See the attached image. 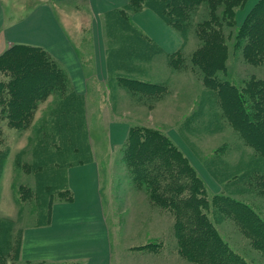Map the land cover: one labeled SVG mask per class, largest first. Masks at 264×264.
I'll return each mask as SVG.
<instances>
[{
    "label": "rangeland",
    "instance_id": "rangeland-1",
    "mask_svg": "<svg viewBox=\"0 0 264 264\" xmlns=\"http://www.w3.org/2000/svg\"><path fill=\"white\" fill-rule=\"evenodd\" d=\"M258 2L246 0L241 7L232 9L229 22L220 25L227 44V59L225 71L219 70L216 80L239 89L250 78L264 79V65L249 63L242 51L235 48L239 28ZM204 5L192 17L180 56L183 60L176 62L175 67H171L168 58L154 59L152 63L141 61L132 64V69L138 70L134 73L117 67L116 74L105 85L106 90L94 87L90 92L88 107L84 99V124L73 113L74 104L62 103L65 93H70L68 89L52 93L41 102L25 129L11 128L6 120L0 119V250L4 252L5 264H25L20 255L14 260L23 230L46 221L50 202L68 199L71 192L66 181L67 169L92 161L94 156L102 167L101 191L115 261L200 264L181 255L176 232L179 220L192 227L193 220H189L195 216L193 209L179 205L182 214L179 218L171 207L156 203L146 185L137 186L125 156L126 140L121 146L110 148L109 120H124L129 127L160 131L182 154L198 179L199 192L195 198L201 217L208 220L222 243L245 264H264V249L251 244L255 237L249 226L244 227L228 211L233 204L240 203L264 224V149L257 138L239 134L216 92L204 83L203 73L192 62L200 45L197 23L207 17ZM219 11L221 16L223 10ZM83 41L82 53L92 64L91 39H87L86 33ZM110 43L107 39V49L112 47ZM112 43L120 44L115 40ZM3 74L6 73L0 69V81L7 82ZM120 76L163 84V89L145 94L147 90L129 87ZM64 77L67 84L65 74ZM64 108L69 112H63ZM165 171L157 169V175ZM158 179V189L163 193L170 181ZM180 179L184 182L186 176L182 174ZM188 194L186 190L185 197Z\"/></svg>",
    "mask_w": 264,
    "mask_h": 264
},
{
    "label": "trees",
    "instance_id": "trees-1",
    "mask_svg": "<svg viewBox=\"0 0 264 264\" xmlns=\"http://www.w3.org/2000/svg\"><path fill=\"white\" fill-rule=\"evenodd\" d=\"M245 1L129 0V3L135 11L148 8L156 12L165 23L183 37L184 41L190 23L193 22V15L202 4H205L207 17L197 23L200 45L192 56V62L203 73L204 83L216 92L228 120L233 124L236 123L239 134L245 138H257L264 149V79L250 78L241 89L228 82L216 80V73L219 70L225 71L227 59V44L220 25L222 22H229L230 16L233 15L232 9L241 7ZM220 8L223 10L221 16H219ZM237 39L235 48L242 51L244 60L255 66L264 65V0H259L250 11L244 24L239 28ZM181 54L182 48L167 57L170 59L171 67H175L176 62L183 60V57L180 58ZM0 58L2 59L0 69L8 78L7 82L0 81V119L6 120L9 127L22 130L29 125L32 115L41 102L52 93L66 91L64 73L53 58L39 47L15 44ZM119 78L129 87L147 90L143 92L145 94L156 88L163 89V84L158 86L133 76ZM62 103L74 104L73 113L82 118V124L85 123L82 96L73 92L65 93ZM66 110L68 109L64 108L63 112ZM125 143L127 164L137 186L146 185L151 198L156 203L167 205L177 211L176 216L179 218L182 215L178 210L179 205L193 209L195 216L189 220H193L190 222L193 223L192 227L189 228V224L182 220L176 223L181 255L200 264H245L222 243L208 224V220L204 216L201 217L198 199L195 198L199 192L198 179L187 165L185 158L172 147L168 139L156 129L130 127ZM157 169L166 171L157 175ZM182 174L186 176L184 182L180 179ZM158 177L170 181L163 188L165 194L158 189ZM186 190L189 193L188 197L184 195ZM71 198L72 195L69 193L65 201ZM228 200L227 202H232ZM52 205L53 201L50 202L47 212ZM191 208L187 209L192 211ZM228 211L237 217L244 227L249 226L251 234L255 237L251 244L264 249V224L240 203L233 204ZM20 246L21 244L15 253V262L20 255ZM2 253L4 252L0 250V264H5ZM24 263L45 264L25 261Z\"/></svg>",
    "mask_w": 264,
    "mask_h": 264
},
{
    "label": "crops",
    "instance_id": "crops-1",
    "mask_svg": "<svg viewBox=\"0 0 264 264\" xmlns=\"http://www.w3.org/2000/svg\"><path fill=\"white\" fill-rule=\"evenodd\" d=\"M85 33L91 39L92 64L82 53ZM114 40L120 44L113 46ZM183 42L156 12L148 8L135 11L129 0H0V54L15 44L42 48L67 76L68 91L82 96L83 106L87 99L86 107L93 88L106 90L117 67L137 72L132 64L167 59ZM129 126L124 120L108 121L110 148L125 142ZM101 170L95 156L67 169L72 198L53 203L42 225L23 230L22 261L118 264L103 203Z\"/></svg>",
    "mask_w": 264,
    "mask_h": 264
}]
</instances>
